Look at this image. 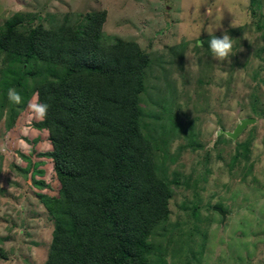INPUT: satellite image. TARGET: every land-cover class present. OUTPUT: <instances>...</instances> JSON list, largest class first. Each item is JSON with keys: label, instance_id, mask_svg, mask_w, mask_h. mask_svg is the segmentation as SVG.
<instances>
[{"label": "rangeland", "instance_id": "374dc122", "mask_svg": "<svg viewBox=\"0 0 264 264\" xmlns=\"http://www.w3.org/2000/svg\"><path fill=\"white\" fill-rule=\"evenodd\" d=\"M104 10V33L151 57L140 106L172 189L151 255L157 264H264V0H0V33L4 22L23 21L27 32ZM209 31L232 37L229 60L215 59ZM24 61L0 48V264H45L55 228L38 195L58 189L49 132L28 108L38 100L28 76L44 75ZM10 88L28 91L24 108ZM246 118L255 122L227 134Z\"/></svg>", "mask_w": 264, "mask_h": 264}, {"label": "trees", "instance_id": "16d2710c", "mask_svg": "<svg viewBox=\"0 0 264 264\" xmlns=\"http://www.w3.org/2000/svg\"><path fill=\"white\" fill-rule=\"evenodd\" d=\"M106 18L105 10L89 12L75 24L67 17L27 32L16 20L0 33V48L44 75L28 77L38 101L49 105L35 125L49 132L45 155L58 185L53 195L38 193L55 220L45 264L162 262L151 255V237L168 220L172 189L157 168L160 145L145 131L140 106L151 57L135 41L107 36ZM29 96L21 95L22 108Z\"/></svg>", "mask_w": 264, "mask_h": 264}, {"label": "clouds", "instance_id": "9594fccd", "mask_svg": "<svg viewBox=\"0 0 264 264\" xmlns=\"http://www.w3.org/2000/svg\"><path fill=\"white\" fill-rule=\"evenodd\" d=\"M209 34L211 35V39L208 41V45L215 59L222 62L229 60L234 46L232 37L226 31L219 37L213 35L211 31H209ZM8 99L15 104H20L22 101L21 95L14 88L8 90ZM28 108L34 114L35 119L43 121L47 116L49 105L36 100L29 103Z\"/></svg>", "mask_w": 264, "mask_h": 264}, {"label": "water", "instance_id": "95a60500", "mask_svg": "<svg viewBox=\"0 0 264 264\" xmlns=\"http://www.w3.org/2000/svg\"><path fill=\"white\" fill-rule=\"evenodd\" d=\"M255 122L254 118H246L241 120L238 126L235 128L233 132H227V134L233 138H235L249 123ZM214 210L219 212L223 218V221L226 219L227 211L221 209L220 207H213Z\"/></svg>", "mask_w": 264, "mask_h": 264}]
</instances>
